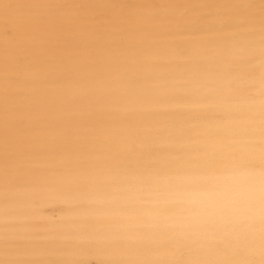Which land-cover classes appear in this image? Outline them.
I'll return each instance as SVG.
<instances>
[{"label":"snow or ice","instance_id":"obj_1","mask_svg":"<svg viewBox=\"0 0 264 264\" xmlns=\"http://www.w3.org/2000/svg\"><path fill=\"white\" fill-rule=\"evenodd\" d=\"M0 264H264V0H0Z\"/></svg>","mask_w":264,"mask_h":264},{"label":"bare ground","instance_id":"obj_2","mask_svg":"<svg viewBox=\"0 0 264 264\" xmlns=\"http://www.w3.org/2000/svg\"><path fill=\"white\" fill-rule=\"evenodd\" d=\"M261 178L259 169H249L236 176L232 181V187L228 193L230 198L248 201L257 199L260 195ZM51 211L57 210L51 209Z\"/></svg>","mask_w":264,"mask_h":264}]
</instances>
